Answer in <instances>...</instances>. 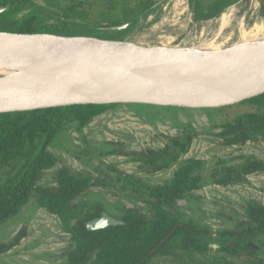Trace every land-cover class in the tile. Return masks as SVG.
<instances>
[{
  "label": "rangeland",
  "instance_id": "1",
  "mask_svg": "<svg viewBox=\"0 0 264 264\" xmlns=\"http://www.w3.org/2000/svg\"><path fill=\"white\" fill-rule=\"evenodd\" d=\"M29 1L41 7L37 8L39 14L34 11V16L38 20H48H44L48 30L45 33L108 41L126 37L129 42L144 46L186 44L191 47L209 42L220 30L222 14L233 7L232 24L223 31L220 39L225 40L233 34L232 41H235L242 21L250 28L264 21L260 14L264 0L238 3V0H222L211 7L214 0H150L149 8L147 0ZM232 3L235 4L228 7ZM200 9L213 16L210 19L199 17L202 15ZM30 10L32 6L27 5L16 13L1 12L0 32L15 33L19 23L14 21L21 22ZM128 24L127 29L118 32L104 29ZM253 112H257L255 107L243 104L207 109L121 104L94 119L82 131L71 127L60 133L49 148L58 163L42 174L38 185L57 187L58 171L67 168L72 174L89 180L78 197V204H102L105 212L120 220L130 209L151 218L152 190L169 184L184 162L201 161L205 164L201 174L202 188L187 194L172 212L208 229L213 236L209 243H218L220 247L210 249L207 254L177 250V256H157L149 264H260L259 261H264V236L243 238L254 251L245 248L236 254H228L220 250V235L243 231L248 222L250 203L264 206V173L250 175L243 183L229 186L215 184L212 180L213 172L224 165L239 169L249 160L264 161L262 135L245 145L230 147L224 146L218 136L224 124ZM174 140L185 146L169 168L152 172L138 159L142 153L173 145ZM21 166L22 161H15L0 167V186ZM21 232L25 235L18 245L0 254V264H69V254L75 248L71 235L58 216L40 207L36 192L19 216L0 225V245L12 242ZM241 240L231 236L229 244L235 245L243 242ZM88 264H96L95 258Z\"/></svg>",
  "mask_w": 264,
  "mask_h": 264
},
{
  "label": "trees",
  "instance_id": "2",
  "mask_svg": "<svg viewBox=\"0 0 264 264\" xmlns=\"http://www.w3.org/2000/svg\"><path fill=\"white\" fill-rule=\"evenodd\" d=\"M147 3L149 8L152 2L147 0ZM9 4L10 11L16 13L25 6V1L0 0V7ZM199 14H202L199 17L213 16L209 12L201 11ZM14 23H19L15 33L48 32L45 29L46 21H38L34 15ZM120 105H74L0 114V167L22 161L21 168L0 186V225L19 216L36 192L40 207L58 216L71 235L75 248L69 254V264H88L93 257L96 264H149L157 256H177V250L207 254L210 251L212 232L172 212L187 194L202 188L201 174L205 164L201 161L184 162L169 184L152 190L151 218L130 209L121 219L126 225L99 231H88L86 224L101 217L105 212L104 206L77 203L78 197L89 184L87 178L63 168L57 173V187L38 185L42 174L58 163V158L49 148L60 133L71 127L82 131L94 119ZM243 105H252L257 112L244 114L222 126L218 136L224 146H241L257 140L260 135L264 137V95L244 102ZM181 144L179 140H174L173 145L159 151L142 153L143 156L140 155L138 159L148 165L150 171H162L178 160L180 150L185 146ZM256 173H264V161L249 160L239 169L224 165L213 172L212 180L215 184L229 186L243 183L248 176ZM247 215L248 222L242 232L221 233V251L228 254H236L245 248L254 251L243 238L247 235L264 236V206L250 203ZM24 235L21 232L12 242L1 244L0 254L18 245ZM231 236H238L243 242L231 245ZM259 263L264 264V261Z\"/></svg>",
  "mask_w": 264,
  "mask_h": 264
},
{
  "label": "water",
  "instance_id": "3",
  "mask_svg": "<svg viewBox=\"0 0 264 264\" xmlns=\"http://www.w3.org/2000/svg\"><path fill=\"white\" fill-rule=\"evenodd\" d=\"M9 9V5L0 7V13ZM129 26L104 29L118 32ZM199 45L144 46L126 37L108 41L0 32V57L17 56L20 69L0 76V114L111 104L223 108L264 95V47L236 62L191 65L182 64L164 49ZM89 59H101L115 70L90 72L86 67ZM124 225L104 212L86 227L99 231Z\"/></svg>",
  "mask_w": 264,
  "mask_h": 264
},
{
  "label": "bare ground",
  "instance_id": "4",
  "mask_svg": "<svg viewBox=\"0 0 264 264\" xmlns=\"http://www.w3.org/2000/svg\"><path fill=\"white\" fill-rule=\"evenodd\" d=\"M234 14V7L228 13L222 14L220 19V30L218 34L215 35L214 38L211 39L208 43L192 48H182L176 46L171 48L167 47L164 49L169 50L168 53H170L175 59H177L184 65H191L194 63H201L205 61L236 62L256 51L261 50L264 47V21L255 23L251 28L246 26L244 21H242V23L239 25V36L235 41H232L234 39L233 34L230 35V38H227L225 40L220 39L222 38L221 34L223 33V31L232 24ZM16 59L17 56L15 55L0 57V76L13 74L20 71L16 63ZM86 67L90 72L115 70L112 65L101 59H89L87 61Z\"/></svg>",
  "mask_w": 264,
  "mask_h": 264
},
{
  "label": "flooded vegetation",
  "instance_id": "5",
  "mask_svg": "<svg viewBox=\"0 0 264 264\" xmlns=\"http://www.w3.org/2000/svg\"><path fill=\"white\" fill-rule=\"evenodd\" d=\"M24 1H25V4H24L25 6H27V5L32 6V10H30V12H29L27 15H25V17H26V16H28V17H29V16H33V15L35 14L34 11L38 13L37 8H38V7L41 8L40 6L35 5L34 3H32V2L29 1V0H24ZM217 1H218V0H217ZM217 1H216V2H217ZM240 1H242V0H238L236 3L240 2ZM216 2H213L212 5H214ZM9 6H10V9H9V10H11V5L9 4ZM25 6H24V7H25ZM24 7H22V8H24ZM34 7H35V8H34ZM38 14H39V13H38ZM260 14L264 16V5H263V7L261 8ZM25 17H24V18H25ZM24 18H23V19H24ZM23 19H22V20H23ZM49 19H50V18H49ZM22 20H21V21H22ZM41 20H47V19L41 18V19L38 20V21H41ZM47 21H48V20H47ZM47 21H46V22H47ZM103 213H104V212H103ZM119 220H120V219H119ZM122 221H123V220H122ZM72 251H73V250H72ZM72 251H71V252H72Z\"/></svg>",
  "mask_w": 264,
  "mask_h": 264
},
{
  "label": "clouds",
  "instance_id": "6",
  "mask_svg": "<svg viewBox=\"0 0 264 264\" xmlns=\"http://www.w3.org/2000/svg\"><path fill=\"white\" fill-rule=\"evenodd\" d=\"M220 247V245L218 243H211L209 244V248L212 250H216Z\"/></svg>",
  "mask_w": 264,
  "mask_h": 264
},
{
  "label": "crops",
  "instance_id": "7",
  "mask_svg": "<svg viewBox=\"0 0 264 264\" xmlns=\"http://www.w3.org/2000/svg\"><path fill=\"white\" fill-rule=\"evenodd\" d=\"M216 1H217V0H214L213 2H216ZM213 2L210 3V7H211V5H212ZM217 2H218V1H217ZM217 2H216V3H217ZM216 3H215V4H216ZM215 4H214V6H215ZM233 4H235V3L230 4L228 7H230V6L233 5ZM209 9H210V8H209ZM225 9H226V8H225ZM200 10L203 12L202 9H200ZM223 11H224V10H223ZM204 13H205V12H204ZM203 18H205V17H203ZM209 18H210V17H209Z\"/></svg>",
  "mask_w": 264,
  "mask_h": 264
}]
</instances>
